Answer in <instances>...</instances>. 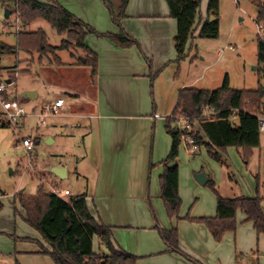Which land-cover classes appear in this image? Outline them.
Returning a JSON list of instances; mask_svg holds the SVG:
<instances>
[{
	"label": "crops",
	"instance_id": "1",
	"mask_svg": "<svg viewBox=\"0 0 264 264\" xmlns=\"http://www.w3.org/2000/svg\"><path fill=\"white\" fill-rule=\"evenodd\" d=\"M55 1L98 33L117 34L119 31L110 22L100 0H42L41 3ZM207 3L208 0H201L196 33L207 18ZM120 4L121 0L113 1L116 11ZM120 26L138 42L140 48L122 49L106 39L88 35L84 44L97 56V74L93 80L90 68L81 61L84 54H77L72 48L56 52L59 63L53 59L49 61L54 69H64L60 70L66 79L62 84H53L44 75L39 79L41 87L53 93L52 102L59 98L64 100V105L52 118L64 120L55 125L59 134L55 135L53 128L46 131V136L54 143L56 136L62 134L61 130L68 127V120H78L77 128L82 132L80 136L85 143L83 146L88 167L86 172L80 170L78 159L77 169L73 165L70 169L69 161L61 157L49 164L51 172L42 176V179H47L43 181L48 186L63 190L61 183L70 174L76 175V181L82 183L77 187L74 197L84 195L90 216L98 224L110 228L112 244L135 256V264H264V236L256 234L252 223L246 221L243 213L237 215L236 230L225 234L220 242L213 240L204 225L186 220L187 217L197 219L215 216L214 194L198 185L193 178L195 174H203L208 180L212 178L216 182L210 172H202L201 169L185 172L178 167L181 207L177 220L170 221L167 218L160 199L159 177L162 174L160 163L169 153L171 140L164 131L165 119L154 118L155 113L150 110L146 96L150 72L155 73L166 61L176 57L173 45L176 22L169 17L165 0H129ZM164 50L169 51L166 58H163ZM61 52H65V60L58 56ZM25 55L26 58L17 61L28 64L24 61L30 60V55ZM149 60L151 64H148ZM37 62L38 66L42 65L38 56ZM29 66L35 67L34 59L29 62ZM22 71L30 72L27 69ZM7 82L10 83L9 80ZM22 92H34L33 100L38 95V89L34 87L21 88L15 96L8 94L17 99ZM180 146L189 159L200 154L201 148L189 153L184 144ZM261 146L264 152V136H260ZM257 150L259 148L254 149L255 156L259 154ZM262 163L260 181L263 182V188L258 195L264 198V153ZM55 168L66 170L64 179L52 173ZM242 174L241 181L237 183L228 176L231 182L222 190L217 186L218 195L228 199L256 197V173ZM64 191L69 192L68 198L73 196L68 189ZM13 205V216L10 207L4 204L0 213V240L6 242L5 248H0V264H53L48 256L42 254L43 250L49 251V247L24 222V210L21 208V216ZM261 209L264 214V200ZM155 222L161 230H177L179 250L195 263L179 254L167 252V247L154 228ZM94 243L96 252V239Z\"/></svg>",
	"mask_w": 264,
	"mask_h": 264
},
{
	"label": "trees",
	"instance_id": "2",
	"mask_svg": "<svg viewBox=\"0 0 264 264\" xmlns=\"http://www.w3.org/2000/svg\"><path fill=\"white\" fill-rule=\"evenodd\" d=\"M108 11L111 22L119 29L117 34L96 32L92 27L74 17L58 3H41L37 0H0L9 8L12 5L13 15L21 26L29 25L37 20L48 23L59 36H65L59 46L48 45L47 36L42 30L35 32L20 31L15 33L16 47H9L0 42V55H16L36 53L42 56L52 55L53 61L59 63L56 52L78 49L84 58L83 64L90 68L93 80L97 74V56L84 44L88 35L106 39L114 46L122 49L140 48L137 41L128 36L121 28L120 21L125 17L129 0H121L117 13L108 0H102ZM169 9V17L176 22V35L173 39L177 61L184 57L188 41L194 34V26L199 13L201 0H165ZM256 23H264V3H258ZM219 0H208L207 18L201 25L197 37L200 39H216L218 37ZM209 17H213L209 21ZM257 63L262 83L256 90H233L226 76L219 89L198 90L185 88L178 91L172 114L173 118H186L188 128L179 129L173 120L166 119L164 131L171 140L166 159L160 163L162 174L159 177L160 199L167 218L177 220L181 207L178 195V152L183 138L193 140L196 148H204L207 156L221 166H226L222 153L227 148L240 150L242 163L247 165L254 149L260 147V124L264 119V38L257 36ZM150 62L148 61V64ZM21 73H26L22 71ZM14 78V76H12ZM10 78V83L13 79ZM152 82V78L151 81ZM207 111V114L204 113ZM0 128H8L0 125ZM37 142V141H36ZM169 164H172L169 166ZM152 165H150V168ZM256 197L223 198L218 195L214 183L208 180L206 187L216 198V214L213 218L187 217L192 223L206 227L215 242H220L225 234L236 230V215L241 212L246 221L258 235L264 236V214L261 203L264 198L258 195L259 176H254ZM18 203L25 212L24 222L38 233L49 247L42 254L48 256L53 264H135L137 258L119 248L111 241V230L98 224L89 214L84 195L74 198L60 199L46 193L39 187L34 195L16 194ZM3 206L0 202V212ZM155 230L167 247V252L176 253L190 262L193 260L184 255L178 247V233L175 228L161 230L155 222ZM98 249L94 251V240ZM195 263V262H193ZM17 264V263H15Z\"/></svg>",
	"mask_w": 264,
	"mask_h": 264
},
{
	"label": "rangeland",
	"instance_id": "3",
	"mask_svg": "<svg viewBox=\"0 0 264 264\" xmlns=\"http://www.w3.org/2000/svg\"><path fill=\"white\" fill-rule=\"evenodd\" d=\"M37 1L42 2V0ZM100 1L109 18L103 1ZM108 1L114 12L117 13V8L113 5L114 0ZM258 3H264V0H219L218 37L216 39L198 38L196 33L198 24L196 23L194 26V33L196 34L188 41L184 57L177 61L176 56L174 60L166 61L165 65L155 73L150 72L149 77L150 81L152 78V82L148 85L146 97L147 104H149L150 110L154 111L156 119L159 117L166 119L172 114L178 91L181 89L193 88L213 91L222 86L226 76L229 80V86L233 90L252 91L258 88V85L262 83V79L257 68L258 66L261 68V65L257 63L256 40L257 36L264 38V23H256V5ZM8 6L9 8H6L5 5L0 3V42L5 45L16 47L15 33L20 31L35 32L42 30L47 36L48 45L53 47L59 46L60 42L66 39L65 36H59L43 20L21 26L19 20L13 15L12 5L9 4ZM5 9L10 12L7 19L4 18ZM258 27L263 28V33L259 32ZM116 28L118 27L116 26ZM74 50L77 54L82 53L81 50ZM163 53V58L168 57V50H164ZM37 56L36 53H32L29 57L31 61L34 59L35 67L29 66L30 60L24 61L28 64L17 61L27 57L23 52L0 57V82L6 83L14 76L12 78L13 82L8 86L9 93L15 96L21 88L34 87L38 89L35 100L17 98L26 113L25 119L19 126V132H15L10 128H0V199L4 206L10 207L12 216L15 214L12 210L13 204H15L13 207L16 206L15 208H17L16 210L20 215H23L18 198L15 197L16 194L22 192L20 195H34L40 186L43 187L46 193H51L50 191L54 186H48L45 183L47 179H42L43 175L50 174L49 164L51 162H57L56 159L64 157L69 161L70 169L72 165L73 168L77 169L76 161L79 159V169L85 172L88 170L85 162L87 153H85L83 146L85 143L80 136L82 134L81 130L77 128L79 123H76V121L79 122L78 120H68V127L61 130L62 134L56 136L54 143L49 140L45 133L47 130H53L54 128V134H59L55 125L64 120L52 119L56 116L54 114L48 116L43 125L40 124L41 119L38 116L41 108L54 99L52 92L45 91L41 87L40 77L44 75L45 79L53 84H62L66 79L62 77V71H60L64 69L57 70L49 64V61L53 59L52 55L42 56L40 59L41 66H38ZM58 56L62 60L67 58L65 52L59 53ZM25 69L30 72L21 73ZM74 76L79 75L74 74ZM261 120L264 119L261 118ZM36 129H38L37 133ZM29 136L35 142V148L30 153L19 144L20 139ZM260 136L263 138L264 131L260 132ZM257 151L259 154L256 153L258 154L256 156L255 151H252L247 165H244L240 150L227 148L222 153L226 166H221L207 156L204 148H201L200 154L189 159L180 146L177 164L185 172H193V169L210 172L216 182L212 178L210 180L214 183L215 189L219 186L220 190L231 182L230 179L234 178L236 183L240 182L243 176L242 172L256 173L255 175L259 176L258 193H260L263 188V182L260 181L261 172L263 171L264 152H262V146ZM75 177L77 176L75 175ZM75 177L70 174L69 178L60 185L63 190L68 189L72 193L71 198L76 195L77 187L82 183L76 181ZM203 188L211 192L206 185ZM16 218L20 220L18 215H16ZM5 245L6 242L0 240V248H5Z\"/></svg>",
	"mask_w": 264,
	"mask_h": 264
},
{
	"label": "built area",
	"instance_id": "4",
	"mask_svg": "<svg viewBox=\"0 0 264 264\" xmlns=\"http://www.w3.org/2000/svg\"><path fill=\"white\" fill-rule=\"evenodd\" d=\"M258 30L259 32L263 33L262 27H258ZM8 86L9 84L7 82H0V125L13 129L15 132H19V126H21V122L26 117V113L18 100L10 97V95L8 94ZM63 105L64 100L62 98H59L43 106L38 116V118L41 119L40 124L43 125L44 120L48 118V116L56 114ZM204 113L207 114V111H204ZM166 119L173 120V125L179 129L188 128L187 120L183 116H179L177 118L169 116ZM263 129L264 122L261 120L259 131L262 132ZM19 142L20 146L29 153L35 148V142L30 137L22 138L19 140ZM182 144L185 145L187 152L189 153H193L197 149L194 145L193 140L189 138H183ZM50 192V194L60 199H64L69 196L68 191H64L58 188H52Z\"/></svg>",
	"mask_w": 264,
	"mask_h": 264
},
{
	"label": "water",
	"instance_id": "5",
	"mask_svg": "<svg viewBox=\"0 0 264 264\" xmlns=\"http://www.w3.org/2000/svg\"><path fill=\"white\" fill-rule=\"evenodd\" d=\"M9 11L7 9L4 10V18L7 19L9 16ZM214 18L213 17H209V21H212ZM82 62H84V59H81ZM8 84H10L9 82H7ZM20 97L22 98H26L29 100H33L34 98V92H22L20 94ZM172 164H169V166ZM52 173L58 177L59 179H64L65 175H66V170L64 168H55L52 170ZM195 182L200 185V186H205L208 179L203 175V174H195L193 176ZM22 192H20L19 194H21Z\"/></svg>",
	"mask_w": 264,
	"mask_h": 264
}]
</instances>
